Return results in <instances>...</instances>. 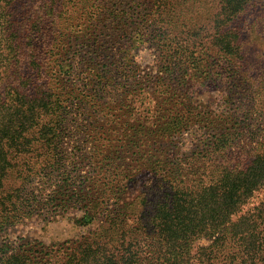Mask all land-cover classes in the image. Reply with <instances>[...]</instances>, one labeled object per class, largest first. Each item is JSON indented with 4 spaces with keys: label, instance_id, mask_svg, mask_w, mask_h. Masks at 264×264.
<instances>
[{
    "label": "trees",
    "instance_id": "obj_1",
    "mask_svg": "<svg viewBox=\"0 0 264 264\" xmlns=\"http://www.w3.org/2000/svg\"><path fill=\"white\" fill-rule=\"evenodd\" d=\"M263 11L264 0H0V231L33 203L92 226L41 250L0 244L2 264H264V196L246 207L264 190V130L252 127ZM221 81L228 107L199 105L194 86ZM238 101L249 108L221 129ZM205 117L200 147L181 150Z\"/></svg>",
    "mask_w": 264,
    "mask_h": 264
},
{
    "label": "rangeland",
    "instance_id": "obj_2",
    "mask_svg": "<svg viewBox=\"0 0 264 264\" xmlns=\"http://www.w3.org/2000/svg\"><path fill=\"white\" fill-rule=\"evenodd\" d=\"M253 9H255L253 10L254 16H259V8L254 7ZM154 58L155 56L153 52L148 48H144L138 56L139 61L144 65L153 64ZM69 67V64L65 63V69L68 70ZM194 88L200 90V92L196 94V100L201 106H209L211 108L221 109L223 111V109H226V107H228V104H230L228 102L226 103L225 100H229V102H231L232 100L231 98H229V91L224 81L213 83L211 88L204 86H194ZM261 105H264V103L260 104V108H262ZM234 106H236L235 108L237 111V123L236 119L234 121H225L228 118L227 116H225L224 120L222 121V124L224 126H221V129L230 130L232 127H234V124L236 126L240 121L241 116H243L244 111L249 108V105H244L240 103V101L236 102ZM253 118L255 120H253L252 127L256 129L261 126L262 130H264V113L262 115H255L253 116ZM212 123L215 124V119H210L208 117L202 118L200 124L194 126L190 130V132L185 133L184 136L181 137L182 139L179 143V147L181 148V150L189 151L191 148H199L200 139L207 136V134L209 133L208 129L210 128ZM244 144L245 141L240 140L238 144L239 149H241ZM234 150H236V148H234ZM147 176L148 175L146 174L141 175L139 177V180L136 182L137 186H140L146 180ZM54 180L55 177L53 178V181H47L48 184L46 183L45 185L47 187H50V184L54 182ZM36 182L40 183L41 181H38V179H36ZM40 187H42V185H40ZM263 196L264 190L258 192L256 194V197L252 198L250 204H248L246 207L248 208L252 206ZM30 210L31 212L27 213V215L24 216L21 221L16 222L11 227L4 228L0 231V244L8 243L11 245L15 243L14 245L18 246L21 243L19 242L21 237H25L27 240H30L32 244H34L32 245L33 247L41 250L44 246L42 247L39 242H43L46 245H57V243L63 242L67 239L78 238L88 233L92 228L91 225H79L74 221V219H71L66 215L61 216L59 214L55 215L52 213H47L48 207H45L42 203H33V206ZM51 210L53 209H49V211ZM76 213L80 214L81 212L77 210ZM208 242V239L203 238L197 242L196 246L204 245ZM0 264H2L1 260Z\"/></svg>",
    "mask_w": 264,
    "mask_h": 264
}]
</instances>
